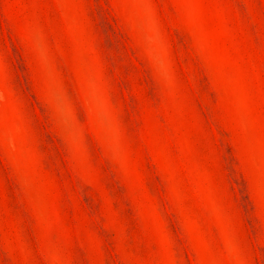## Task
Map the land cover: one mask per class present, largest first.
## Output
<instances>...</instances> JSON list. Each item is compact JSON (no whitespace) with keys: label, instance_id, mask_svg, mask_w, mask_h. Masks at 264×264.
I'll use <instances>...</instances> for the list:
<instances>
[{"label":"rangeland","instance_id":"obj_1","mask_svg":"<svg viewBox=\"0 0 264 264\" xmlns=\"http://www.w3.org/2000/svg\"><path fill=\"white\" fill-rule=\"evenodd\" d=\"M0 264H264V0H0Z\"/></svg>","mask_w":264,"mask_h":264}]
</instances>
